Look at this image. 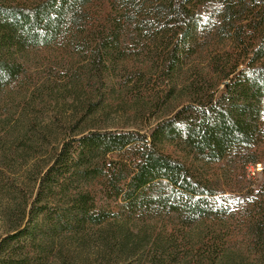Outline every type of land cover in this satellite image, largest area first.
<instances>
[{
    "label": "trees",
    "instance_id": "1",
    "mask_svg": "<svg viewBox=\"0 0 264 264\" xmlns=\"http://www.w3.org/2000/svg\"><path fill=\"white\" fill-rule=\"evenodd\" d=\"M0 108V264H264V0H0Z\"/></svg>",
    "mask_w": 264,
    "mask_h": 264
},
{
    "label": "rangeland",
    "instance_id": "2",
    "mask_svg": "<svg viewBox=\"0 0 264 264\" xmlns=\"http://www.w3.org/2000/svg\"><path fill=\"white\" fill-rule=\"evenodd\" d=\"M55 49H57V47H55ZM50 56H58L60 53H58L56 50H52V52H49ZM39 55H42L41 57H43L44 52L39 53ZM33 56H38L37 54L31 55V57ZM29 68V74L33 76V81H34V87H36V85H40V83L45 82L47 80H55L54 82H56L57 84H59V86L57 87H52L51 89V97L47 98V102H55L54 105L49 104L48 107L46 108L48 111L47 113H52L55 115H59L60 118H62L63 114H65L64 111H62L61 109L59 110V108L56 107V103L59 102H72V100L68 97L65 98V96L63 95V92L61 91L62 88L61 87V82H62V76L60 73H56L55 75L49 76L42 70L43 66H42V62L39 61H32V63H30V65L28 66ZM60 71L59 68L55 67L53 69V71ZM55 72V71H54ZM64 72V71H63ZM31 77V76H29ZM221 87L218 90V94L221 93ZM17 93V92H16ZM9 102V101H8ZM43 110V109H42ZM8 109H3L0 108V121H3L5 116L7 115ZM48 114L44 113L42 114V118L44 119H48ZM51 116V114H49ZM16 118V115L14 114V116ZM131 117H128L127 115H125L122 112V109L120 107H116L115 110H113L109 116V118L107 119L108 124L110 126H122L125 123H127L128 126H134L128 124L129 121H131L130 119ZM40 119V118H39ZM38 119V120H39ZM128 120V122H127ZM155 119L151 118L148 119L147 121L141 122L138 124L139 129L142 132H148L149 130V125L151 123H153ZM133 122V121H132ZM4 136H6V138L8 137L6 135V132H4L2 125H0V142L4 140ZM31 165V162L28 161V163L22 164L19 161H16L13 163V165H11L12 167L7 170V169H3L0 165V237H2L7 229H6V225L4 223V220L2 218L1 212L2 210L8 206V204H10V195L8 193V190H11L12 188H15V186H19V185H24L28 182V180L26 179V169ZM253 169V168H252ZM250 170V169H249ZM248 170V173H249ZM257 170H260V167L257 168ZM256 173V168H254V175ZM250 174V173H249ZM252 176V175H251ZM147 251V250H145ZM145 254V253H144ZM149 255L150 253L146 252V255ZM107 258V253L106 250L104 248H102V246L96 245V244H92L91 247L85 249L84 251H82V253H80L79 259H78V263L77 264H107L105 259ZM176 264H184V262H175ZM137 264H152L149 262H144V261H139Z\"/></svg>",
    "mask_w": 264,
    "mask_h": 264
},
{
    "label": "built area",
    "instance_id": "3",
    "mask_svg": "<svg viewBox=\"0 0 264 264\" xmlns=\"http://www.w3.org/2000/svg\"><path fill=\"white\" fill-rule=\"evenodd\" d=\"M257 168H259V166H257ZM249 173H250V175L254 176V169L250 168Z\"/></svg>",
    "mask_w": 264,
    "mask_h": 264
}]
</instances>
